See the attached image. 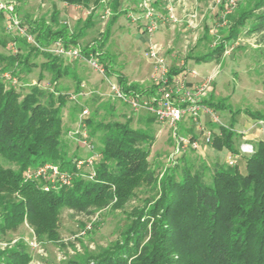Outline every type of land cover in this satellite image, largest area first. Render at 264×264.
<instances>
[{
	"label": "trees",
	"instance_id": "1",
	"mask_svg": "<svg viewBox=\"0 0 264 264\" xmlns=\"http://www.w3.org/2000/svg\"><path fill=\"white\" fill-rule=\"evenodd\" d=\"M53 1L49 21L20 18L17 2L16 13L21 24L27 26L40 46H47L57 38L66 46L80 45L85 29L94 25L95 18L97 20L96 10L102 6V0ZM251 1L213 49L199 55L188 52L186 58L206 61L220 57L225 44L235 41L242 29L247 34L263 31L264 0ZM56 2L87 10L93 7V10L84 19L79 18L72 28L60 20ZM120 2L110 0L111 17L98 41L81 46L85 54L100 50L97 59L112 74L111 64L102 55L111 26L121 14ZM0 30L4 31L0 45L7 50L0 52L1 234L16 230L26 221L36 236L47 232L53 237L54 231L43 230L42 225L63 207L90 212L109 205L114 199V207H122L137 188L155 185V197L146 198L143 205L134 206L128 212V223L111 246L89 255L85 261L68 259L62 264H264V139L252 144V153L240 156L244 161L243 171L237 163L215 162L209 171L210 180H207L208 165L200 158L201 162L195 164V160L191 161L183 152L175 159L180 162L169 166L158 177L147 160L153 137L148 131L133 127L132 116L122 113L123 120L118 118L112 103L108 109L113 118L95 121L89 114L83 119L91 137L96 132L101 133L98 146L91 141L99 157L92 168L94 175L89 178L87 167H76V160L83 156L70 150L71 144L77 142L68 137L70 130L65 131L64 126L68 92L60 90L58 80L70 74L76 81L75 92L79 91L81 83L65 64L64 61L69 59L42 51L24 37L6 32L3 13H0ZM209 35L212 36L209 26L204 24L199 39L209 38ZM9 42L16 44V52L9 48ZM39 57L44 61L37 65ZM36 67L40 68L38 82L46 81L44 72L51 74L48 81L53 85L52 90L20 79L21 74H29ZM183 69V66L170 67V72L177 74ZM4 73L21 82L12 83L3 76ZM116 75L124 89L145 90L142 84L130 82L122 74ZM25 85L28 89L23 92ZM203 102L214 110L225 107L223 102L213 99ZM72 107L76 110V106ZM250 115L262 121L264 128V113ZM152 119L156 117L142 112L137 121ZM218 126L219 132L213 133L211 146L239 153V147L234 145L236 133L230 126ZM183 132L195 136L193 126ZM1 160L16 168L3 167ZM45 164L66 172L69 184H62L57 179L51 182L49 178L26 177L27 170ZM29 261L30 254L24 241L0 248V264H27Z\"/></svg>",
	"mask_w": 264,
	"mask_h": 264
},
{
	"label": "rangeland",
	"instance_id": "2",
	"mask_svg": "<svg viewBox=\"0 0 264 264\" xmlns=\"http://www.w3.org/2000/svg\"><path fill=\"white\" fill-rule=\"evenodd\" d=\"M183 1L184 5L176 7L178 12L176 16L182 17L180 14L182 7L184 8L183 14L188 11H195L200 16L204 15L202 25L216 26V32L220 36L218 42L229 33V27L238 14L242 10L248 9L250 2H252L251 0L239 1L229 18L225 19V24L222 25L219 14L224 7L212 8L213 0ZM17 2L20 18L26 17L29 21L37 19L49 21L54 4L53 0H19ZM120 3L121 14L111 26L110 35L102 55L103 59L111 64L110 69L114 72L113 74H122L130 82L149 80L153 71V60L148 56V46L152 42L160 48L170 67H178L184 64L183 71L187 72L188 82L195 84L213 74L208 89L200 99L221 101L225 107L215 109L218 123H209V126L208 122L206 123L208 118L202 116L201 121L207 129H211L213 133H218L219 124L225 127L230 126L236 133L234 137V139L236 138L234 141L236 147H239L246 140L254 143L258 139H264L262 124L250 115L256 112L264 113V30L247 34L242 29L235 41L225 44V51L222 56L206 61H195L194 58H186L188 52L199 55L215 47L213 46L215 38L210 35L209 38L195 41L197 36L198 38L202 36V25L199 29L193 30L192 33L188 28L185 29L186 27L184 28L181 22L167 24L149 36L140 30V19L132 22L130 18V15L135 18L140 17V0H121ZM109 4L110 0H104L102 6L96 10L97 20L95 18L94 25L85 29L80 38V46L98 41L100 33L105 29L106 23L111 17V12L107 17L102 18L100 16L106 8L110 10ZM152 5L157 7L155 4ZM55 6L60 11V20L66 21L72 28L79 21V18L84 19L86 16L84 8L66 6L61 2H56ZM159 12L165 11L159 10ZM248 24L249 21H247L246 27ZM3 36L4 31L0 30V40L4 38ZM6 51L0 45V52ZM42 61H44L43 57L37 58V65ZM64 62L68 65L69 70L73 71L86 86L85 95L78 97L76 102L68 99L63 114L65 131L77 126L79 108L82 107L89 109V117H95V121L113 118L114 115H111V111L108 109L113 103L114 114L118 118L123 120L120 116L122 113L132 116L131 125L148 131L153 137L147 160L150 169L156 172L158 177L169 166L180 162V160L176 161L171 158L174 151V138L169 125L157 119L138 122L139 114H133L129 105L106 95L108 90L106 82L85 61L66 59ZM168 62L166 61L167 64ZM39 71L40 68L36 67L29 74H21L20 79L23 78V82L37 80ZM50 77L49 72H44L43 78L46 81ZM20 79L18 78L19 81ZM75 85L76 81L70 74L62 76L58 80V86L63 92H73ZM27 89V85L23 86V92ZM72 106H76V110L73 111ZM190 122V120H186L179 123L181 133L185 131L186 126H190ZM89 132L90 129L87 127L89 140L98 146L101 133L96 132L91 137ZM70 150H74L80 156L89 154V150L78 142L75 145L72 143ZM185 153L191 161L195 160V164H199L203 160L208 165L205 177L210 180L209 171L213 164L225 162L229 151L226 148L216 149L210 143L199 149L188 148ZM236 163L243 171V159L237 158ZM1 164L6 168H16L15 165L3 160H1ZM194 167L198 168L199 165ZM47 175V177H52L51 174ZM156 193L157 187L155 185H143L134 191L133 196L122 207H114L115 199L109 205L92 209L90 212L75 211L63 207L57 215L51 216L42 225L43 230L51 229L54 231L51 234L53 237L47 232L42 233L41 236H36L32 227L25 221L16 230L7 231L4 234L0 233V242L5 244L1 248L19 240L26 242L30 254V261L27 264H62L68 259L85 261L89 255H94L111 246L127 225L128 212L134 206L143 205L146 198H154Z\"/></svg>",
	"mask_w": 264,
	"mask_h": 264
},
{
	"label": "built area",
	"instance_id": "3",
	"mask_svg": "<svg viewBox=\"0 0 264 264\" xmlns=\"http://www.w3.org/2000/svg\"><path fill=\"white\" fill-rule=\"evenodd\" d=\"M175 1L176 0H165V12L162 13L152 5L151 0H140V17L135 18L130 15V18L132 19V22H136L140 19V30L149 36L167 24H176L179 22H184L188 29H199L200 25L203 23L204 15L200 16L195 11H188L183 14L182 18H178L174 10ZM239 1L241 0H213L211 5L212 8L216 9L221 6L224 7L219 14L222 25L225 24V19H227V16L233 12ZM102 2H104V0H102ZM16 5L17 2L15 0H0V13H3L4 16L6 32L16 33L17 35L24 37L27 42L35 45L42 51L72 60L85 61L87 65L97 72L106 82L108 86L106 95L109 98L119 99L121 102L129 105L133 114L146 112L154 115L160 122L169 125L172 130V137L174 138V151L171 154L173 160L188 148L199 149L212 142L213 131L205 127L201 118L202 116H205L208 118V122L218 123V116L215 114V110L203 102L204 99H200V97L208 89L213 79V74L206 76L203 80L195 84L187 81L186 71H182L180 74H172L160 48L156 44L150 42L148 46V56L153 60V71L150 75L152 87L151 89L148 88L144 91H136L134 89L126 90L117 80V75L110 73L97 59V56L101 54L100 50L85 54L82 52L80 45L66 46L60 38L55 39L47 46L38 45L34 35L28 30L27 26L21 24L16 13ZM77 8L83 7L77 6ZM90 10H93V7H91ZM90 10L84 9V14L87 15ZM103 12L104 13L100 15L102 18L110 15L109 8H106ZM209 33L215 38L213 46H216L219 43L218 40L220 38L216 32V26L213 25L210 27ZM196 39L197 38H195V41ZM8 46L13 52L17 51L14 42H9ZM183 65L184 64L181 66ZM3 76L12 83L18 84V80L14 77L11 78L8 73H4ZM31 85H38L43 89H53V85L49 81L38 82L37 80H32ZM127 85H130V82H128ZM85 87V84L81 82L79 91L69 92L68 99L76 102L78 97L85 95ZM88 115L89 109L87 107H82L79 112L77 126L68 131V137L75 142L84 145V147L89 150V154L76 160V167L78 169L84 166L87 167L90 170L88 176L89 178H92L94 175L92 169L94 161H96L99 155L95 151L93 143L89 140L87 126L83 120ZM186 120H190L191 122L190 126H186L185 129L193 126L195 136L189 132H180L179 123ZM258 123H261L263 128L262 121H258ZM252 152L253 146L245 141L239 145V153L233 154L229 152L227 154L225 162L229 165H233L236 163L237 158ZM46 173L51 174L52 177H47L48 175ZM26 177L32 179L49 178L51 182H54V180L57 179L62 184H69L68 174L66 172H60L56 166L51 164H45L34 170H27ZM4 245L5 244L0 242V248Z\"/></svg>",
	"mask_w": 264,
	"mask_h": 264
},
{
	"label": "crops",
	"instance_id": "4",
	"mask_svg": "<svg viewBox=\"0 0 264 264\" xmlns=\"http://www.w3.org/2000/svg\"><path fill=\"white\" fill-rule=\"evenodd\" d=\"M180 2H182V4H179ZM152 4H155L157 7H155L158 11L160 10V11H165V6H166V4H165V0H152ZM181 5H184V1L183 0H180V1H175L174 2V10H175V14L177 15L178 14V12H177V8L176 7H180ZM181 10V16H183V13H182V11L184 10V8L182 7V9H180ZM177 12V13H176ZM217 13V12H216ZM182 18V17H181ZM182 23V26H184V28L186 27L185 26V23L184 22H181ZM177 25H181V24H177ZM165 27V26H164ZM162 28V27H161ZM203 28H204V25H202V28H201V30L203 31ZM210 28V27H209ZM185 29H187V28H185ZM189 31H192V33H193V30H191V29H189ZM200 38V37H199ZM198 38V36H197V39H199ZM196 39V40H197ZM165 57V56H164ZM165 60L168 62V60L166 59V57H165ZM167 65H169V62H168V64ZM181 66V65H180ZM169 67H170V65H169ZM172 67V66H171ZM183 70H181L180 72H178L177 74H180L181 72H182ZM137 83H139V84H142L144 87H145V89H151V87H152V82L150 81V77H149V80H140V81H137ZM191 83V82H190ZM207 120V119H206ZM208 122V120L206 121V123ZM242 137H245V136H242ZM251 139V138H250ZM248 140H246V142H247ZM249 144H253V143H251V142H248Z\"/></svg>",
	"mask_w": 264,
	"mask_h": 264
}]
</instances>
